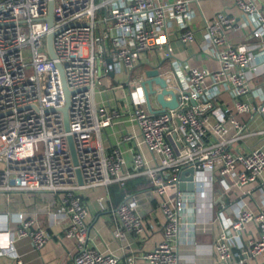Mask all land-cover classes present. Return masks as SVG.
Wrapping results in <instances>:
<instances>
[{
    "label": "built area",
    "instance_id": "obj_1",
    "mask_svg": "<svg viewBox=\"0 0 264 264\" xmlns=\"http://www.w3.org/2000/svg\"><path fill=\"white\" fill-rule=\"evenodd\" d=\"M206 1L0 0V195L11 203L16 195L34 193L42 198L41 207H52L53 220H65L64 237L77 242L74 264L122 262L119 255L89 241L88 190L115 183L124 187L129 179L144 176L163 217V232L138 260L183 264L176 242L182 234L193 233V222L188 215L191 195L180 189L182 171L194 169L193 183L201 193L214 177H232L234 185L242 187L263 175L264 148L246 144V125L240 118L264 115V80L256 82L264 73V0H231V6L210 15L203 8ZM51 2L52 25L47 20ZM198 17L205 32L198 47L218 61L217 69L192 67L174 57L171 37L185 48L196 43ZM50 33L55 58L47 43ZM160 64L168 87L181 97L177 108L151 113L143 71ZM122 69L127 81L107 85L109 72ZM65 85L70 91L69 131L62 111ZM124 97L129 98L128 109L122 110ZM123 115L139 130L138 135L127 132L122 137L123 145L132 143L130 161L121 143L108 147L103 139L104 131ZM256 134L264 136V129ZM68 135L73 137L78 166ZM138 194L145 201L139 203ZM138 194L127 195L115 210L117 238L133 234L142 240L147 234L141 212L148 196ZM12 215L17 216L15 229L8 226ZM36 223L34 213L24 209L0 212V256L24 264L15 249L21 238L42 249L50 234ZM236 241L249 258L263 254L264 214L241 210L223 228L215 245L222 264H244L246 257H239ZM126 260L136 262L133 256Z\"/></svg>",
    "mask_w": 264,
    "mask_h": 264
},
{
    "label": "crops",
    "instance_id": "obj_2",
    "mask_svg": "<svg viewBox=\"0 0 264 264\" xmlns=\"http://www.w3.org/2000/svg\"><path fill=\"white\" fill-rule=\"evenodd\" d=\"M231 0H208L203 5L204 10L208 15L212 11L225 6H231ZM234 12H237L236 10ZM199 27L196 30L201 35V39L194 43L197 46L196 51L183 46L175 37H171L174 57L186 61L192 67L202 69H217L219 63L217 60L209 58L198 47V43L204 40L205 32L199 22ZM236 35V34H235ZM234 36V35H233ZM196 55H199L196 58ZM124 69L114 74V76L105 77L107 85L115 84L116 82L127 81L126 74H123ZM125 73V72H124ZM256 82H263L264 73L256 78ZM127 89L126 87H124ZM127 91V90H125ZM109 96L113 97L114 93L110 92ZM101 97L98 96V99ZM129 98L121 99L120 107L128 109ZM155 109H160L156 101L153 105ZM241 121L246 125L245 138L246 144L252 148H264V136L256 134L264 129V115L262 114H246L241 116ZM131 132L139 134V130L135 121L128 115H123L117 123L108 127L103 133L104 144L112 147L120 144L125 157L130 161V149L132 143L122 144L123 134ZM141 151L150 159L151 154L142 146ZM236 179V177H234ZM191 195L192 200L189 202L188 215L189 221L193 224L189 226L193 230L189 236L182 234L176 242L177 254L183 264H222L216 256L215 245L219 234L225 226L230 225L241 210L248 209L252 212L264 214V173L254 182L248 183L242 187L235 186L232 177L224 180L221 177H214L211 184L201 193L200 190L193 191L184 190ZM148 192V190L144 191ZM6 202H3L5 208L1 213H14L19 210L33 212L36 218V225H42L50 234V239L46 245L36 250L29 238H21L15 241L16 253L22 258L24 264H74V256L77 253V242L75 239L64 237L65 220L57 218L53 220L55 211L50 208L41 207L42 198L34 193H23L16 195L13 202H9L5 196L1 195ZM86 200L89 206V215L87 218V226L89 233V241L104 252H112L122 258L120 264H128L126 258L133 256L134 264H144L139 262L138 258L141 253L151 250L162 238L163 232V217L156 208V201L153 199L143 203L145 211L143 212L147 222V234L142 240H139L133 234H127L125 237L117 238L115 231V210L120 204H115L114 196L111 195L109 187L97 188L85 192ZM103 197V202L99 198ZM145 201V200H144ZM56 206V204H55ZM11 215V214H10ZM17 216L12 215L8 226L11 229L18 227L16 222ZM60 219V220H59ZM253 229V225H250ZM236 251L241 254L239 257H246L244 264H264V253L255 257L249 258L243 255L244 247L239 241H236ZM0 264H16L10 256H0Z\"/></svg>",
    "mask_w": 264,
    "mask_h": 264
},
{
    "label": "water",
    "instance_id": "obj_3",
    "mask_svg": "<svg viewBox=\"0 0 264 264\" xmlns=\"http://www.w3.org/2000/svg\"><path fill=\"white\" fill-rule=\"evenodd\" d=\"M52 8H53V2H51L50 4V16L47 18L50 25L53 24ZM52 38H53V33H50L47 38V43H48V47L50 49V53L52 57L55 58L56 55H55L53 45H52ZM108 62L111 63L112 59L109 58ZM59 67L61 68L60 65ZM163 68H164V64L163 65L160 64L157 67L156 66L154 67L151 65V66H147L143 71L144 79L142 81V86L145 90V95L147 98V106L151 113H161L165 111L166 109L177 108L179 105L181 95L175 89L168 87V81L162 72ZM114 74H115L114 71L109 72L110 76H114ZM156 86L159 87V89H157ZM65 91H66V105L62 109V111L64 115L65 129L66 131H69L70 127H69V117H68V106H69L70 91L68 90L66 85H65ZM153 95L155 96V99L158 105L160 106V109L153 108L152 101H151V97ZM167 96H170V98L168 99ZM192 102L194 103V99H192ZM68 142H69L73 162L76 166H78V159L76 155L74 141L71 135H68ZM194 173L195 172L193 168H188L182 171V173L180 174V180L182 182L180 184L181 190H189V191L195 190V186L193 183ZM76 174H77L79 183L82 184L83 179H82L81 171L78 167L76 168ZM146 195L148 196V199L150 201L154 199L150 191L147 192ZM137 198L139 199V203H142L145 200L143 197V194H138ZM141 208L142 207H139L138 210H141ZM141 214H143V212H141Z\"/></svg>",
    "mask_w": 264,
    "mask_h": 264
},
{
    "label": "trees",
    "instance_id": "obj_4",
    "mask_svg": "<svg viewBox=\"0 0 264 264\" xmlns=\"http://www.w3.org/2000/svg\"><path fill=\"white\" fill-rule=\"evenodd\" d=\"M151 188L150 183L144 176H136L129 179L124 187L119 184H112L109 186L110 193L114 196L115 204L121 203L127 195H134Z\"/></svg>",
    "mask_w": 264,
    "mask_h": 264
},
{
    "label": "rangeland",
    "instance_id": "obj_5",
    "mask_svg": "<svg viewBox=\"0 0 264 264\" xmlns=\"http://www.w3.org/2000/svg\"><path fill=\"white\" fill-rule=\"evenodd\" d=\"M197 39L198 40H200L201 39V35L199 34V33H197ZM189 48L193 51H196L197 50V46H196V44H189ZM199 57V55H196V58H198ZM100 69V71H102V68L100 67L99 68ZM123 74H125L124 72H123ZM172 84H174V83H172ZM151 101H152V104L153 105H156V99H155V96L153 95L152 97H151ZM3 202H6V200L0 195V211L1 210H3L4 208H5V205L3 204Z\"/></svg>",
    "mask_w": 264,
    "mask_h": 264
}]
</instances>
